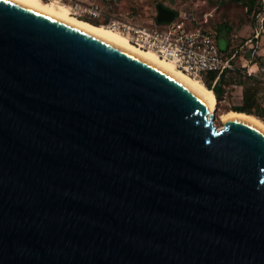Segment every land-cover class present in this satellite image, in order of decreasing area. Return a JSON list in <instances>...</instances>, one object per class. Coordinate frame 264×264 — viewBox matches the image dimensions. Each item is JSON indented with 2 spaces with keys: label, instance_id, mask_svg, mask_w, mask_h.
<instances>
[{
  "label": "water",
  "instance_id": "95a60500",
  "mask_svg": "<svg viewBox=\"0 0 264 264\" xmlns=\"http://www.w3.org/2000/svg\"><path fill=\"white\" fill-rule=\"evenodd\" d=\"M0 264H264V132L0 0Z\"/></svg>",
  "mask_w": 264,
  "mask_h": 264
},
{
  "label": "rangeland",
  "instance_id": "374dc122",
  "mask_svg": "<svg viewBox=\"0 0 264 264\" xmlns=\"http://www.w3.org/2000/svg\"><path fill=\"white\" fill-rule=\"evenodd\" d=\"M74 1L99 10L98 17L74 14L94 23L117 16L139 24H151L158 3L166 8L184 10L196 22H201L204 17L205 24L210 26L224 22L229 29L221 31L216 40L226 56L233 54L229 59L232 68L225 70L221 95L219 98L214 95L213 123L220 126V115L240 102L241 86L237 84L238 73L242 75V72L238 70L247 69L246 64L252 62L256 63V69L250 71V75L256 80L257 91V104L252 110L262 108L263 118L260 119L264 121V2L253 0L251 9L246 10L238 0H61L68 6Z\"/></svg>",
  "mask_w": 264,
  "mask_h": 264
},
{
  "label": "built area",
  "instance_id": "2783aa9c",
  "mask_svg": "<svg viewBox=\"0 0 264 264\" xmlns=\"http://www.w3.org/2000/svg\"><path fill=\"white\" fill-rule=\"evenodd\" d=\"M70 7L77 15L99 16L96 8L76 1ZM205 22V17L201 22H196L190 13L179 9L175 13L173 10L172 18L167 21L154 20L151 24H139L114 16L100 24L120 32L136 46L151 49L202 82L209 72H215L212 86L221 73L232 68L229 59L233 54L225 55L224 48L217 45L216 30Z\"/></svg>",
  "mask_w": 264,
  "mask_h": 264
},
{
  "label": "bare ground",
  "instance_id": "6f19581e",
  "mask_svg": "<svg viewBox=\"0 0 264 264\" xmlns=\"http://www.w3.org/2000/svg\"><path fill=\"white\" fill-rule=\"evenodd\" d=\"M21 5L29 7L47 16L62 21L72 27L93 35L127 53H130L158 69L171 75L176 80L183 83L189 89L204 99L208 111L214 112L215 100L213 91L205 86V84L197 77L191 76L180 70L174 64L165 58L158 56L154 51L148 48H141L132 44L127 38L104 25H96L85 19L76 17L71 7L61 2V0H12ZM227 118H240L250 122L264 132V121L258 119L254 115L244 112L229 110L220 115V121L223 122Z\"/></svg>",
  "mask_w": 264,
  "mask_h": 264
},
{
  "label": "trees",
  "instance_id": "16d2710c",
  "mask_svg": "<svg viewBox=\"0 0 264 264\" xmlns=\"http://www.w3.org/2000/svg\"><path fill=\"white\" fill-rule=\"evenodd\" d=\"M239 2H241L245 7L246 10H250L251 9V4L253 2V0H238ZM174 10V9H172ZM176 12V10H174V13ZM114 17V16H112ZM117 17V16H116ZM91 23H94L90 20H87ZM96 25H102L100 23H94ZM212 27L216 30V36L221 34V31H228L229 27L224 23V22H220L216 25H212ZM215 75V72H209L204 80L203 83L205 84V86L207 88H211L210 90L213 91L214 95L216 98H219V96L221 95V84L223 83V79H222V75H219L218 77V84L215 85L213 84L211 86L210 82L213 78V76ZM240 85H241V95H240V102L238 104L232 105L231 109L234 111H238V112H244L247 114H251L254 115L255 117H259L263 118V114H262V108H260L259 111L257 110H252L253 107L256 106V80L253 77V75H246L245 73L241 75L240 78ZM261 120V119H260Z\"/></svg>",
  "mask_w": 264,
  "mask_h": 264
},
{
  "label": "crops",
  "instance_id": "0c3cea01",
  "mask_svg": "<svg viewBox=\"0 0 264 264\" xmlns=\"http://www.w3.org/2000/svg\"><path fill=\"white\" fill-rule=\"evenodd\" d=\"M225 47V46H224ZM232 57V56H231ZM230 57V58H231ZM246 66H247V69H245V70H238L239 72H242V74H246V72H249V74H246V75H250V71H255V69H256V63L255 62H252V63H250V64H246ZM220 75H222V79L224 80V75H225V71L223 72V73H221ZM240 78H241V75L238 73V86L240 87L241 85H240ZM218 82H219V80H217L214 84L215 85H217L218 84ZM210 84H211V82H210ZM221 86H223V84H221ZM211 89V88H210Z\"/></svg>",
  "mask_w": 264,
  "mask_h": 264
}]
</instances>
